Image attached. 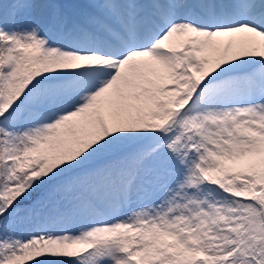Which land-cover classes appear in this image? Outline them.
Segmentation results:
<instances>
[{
	"label": "snow or ice",
	"instance_id": "snow-or-ice-1",
	"mask_svg": "<svg viewBox=\"0 0 264 264\" xmlns=\"http://www.w3.org/2000/svg\"><path fill=\"white\" fill-rule=\"evenodd\" d=\"M0 264H264V0H0Z\"/></svg>",
	"mask_w": 264,
	"mask_h": 264
},
{
	"label": "rangeland",
	"instance_id": "rangeland-1",
	"mask_svg": "<svg viewBox=\"0 0 264 264\" xmlns=\"http://www.w3.org/2000/svg\"><path fill=\"white\" fill-rule=\"evenodd\" d=\"M62 1L65 2V3H73V2H77V3H87L88 2V0H68V1L62 0Z\"/></svg>",
	"mask_w": 264,
	"mask_h": 264
}]
</instances>
